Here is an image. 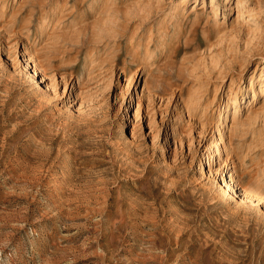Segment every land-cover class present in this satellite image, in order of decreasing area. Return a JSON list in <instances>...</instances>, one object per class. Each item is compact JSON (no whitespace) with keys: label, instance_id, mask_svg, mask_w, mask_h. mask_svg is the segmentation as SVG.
<instances>
[{"label":"rangeland","instance_id":"374dc122","mask_svg":"<svg viewBox=\"0 0 264 264\" xmlns=\"http://www.w3.org/2000/svg\"><path fill=\"white\" fill-rule=\"evenodd\" d=\"M238 1L0 0V264H264V0Z\"/></svg>","mask_w":264,"mask_h":264},{"label":"bare ground","instance_id":"6f19581e","mask_svg":"<svg viewBox=\"0 0 264 264\" xmlns=\"http://www.w3.org/2000/svg\"><path fill=\"white\" fill-rule=\"evenodd\" d=\"M212 2L214 1V0H211ZM212 4V3H211ZM237 9H238V11L240 12V13H248V14H250L251 16H253L254 15V12H253V10H252V8H250L249 6V8L245 5V3L243 2V1H238V3H237ZM146 14V13H145ZM144 14V15H145ZM240 15V14H239ZM49 17H51L50 15L49 16H46V18L45 19H43L42 21H41V28L43 29V26L45 25V23H46V21H47V19L49 18ZM150 17V16H149ZM148 17V18H149ZM102 18V17H101ZM142 19H144V18H142ZM46 26V25H45ZM110 31H111V29H110ZM116 35V34H115ZM102 37V36H101ZM110 40V39H109ZM132 40V39H131ZM130 48H132V45H131V47ZM134 54V53H133ZM137 56V55H136ZM135 59V58H134ZM113 68V67H112ZM36 73H37V71H34L33 72V77H35V75H36ZM62 183V182H61ZM63 185V184H62ZM57 198V197H56Z\"/></svg>","mask_w":264,"mask_h":264}]
</instances>
